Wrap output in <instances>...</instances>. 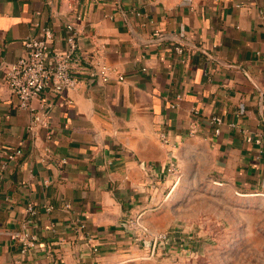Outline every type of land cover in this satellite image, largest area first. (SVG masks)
Listing matches in <instances>:
<instances>
[{
	"label": "crops",
	"instance_id": "crops-1",
	"mask_svg": "<svg viewBox=\"0 0 264 264\" xmlns=\"http://www.w3.org/2000/svg\"><path fill=\"white\" fill-rule=\"evenodd\" d=\"M68 24L77 85L19 107L5 66L38 25L64 49ZM170 159L182 207L204 181L208 204L264 206V0H0V264H152L127 221L167 225ZM28 204L37 244L21 253Z\"/></svg>",
	"mask_w": 264,
	"mask_h": 264
},
{
	"label": "rangeland",
	"instance_id": "rangeland-1",
	"mask_svg": "<svg viewBox=\"0 0 264 264\" xmlns=\"http://www.w3.org/2000/svg\"><path fill=\"white\" fill-rule=\"evenodd\" d=\"M182 179L181 173L176 186L167 187L157 212L164 215L167 225L160 231L150 229L168 233V239L157 244L153 253L150 242H137L146 247L143 260L152 264H264V206L224 207L222 200L208 204L206 201L213 202L207 197H212L213 189L204 181L194 187L185 184L182 207V197L177 201L176 196ZM192 197L200 199L198 213L186 204Z\"/></svg>",
	"mask_w": 264,
	"mask_h": 264
},
{
	"label": "built area",
	"instance_id": "built-area-1",
	"mask_svg": "<svg viewBox=\"0 0 264 264\" xmlns=\"http://www.w3.org/2000/svg\"><path fill=\"white\" fill-rule=\"evenodd\" d=\"M66 28L68 30V35L65 38L66 46L64 49H56L52 47V30L48 26L38 25V34L23 42V54L14 62L5 66V82L16 96L19 107L32 109L31 101L39 96L46 87H52L56 92H59L77 85L78 79L72 69L73 65L79 63V58L75 55L77 47L76 31L71 24H68ZM174 49L176 52H182L179 46L174 47ZM108 71L107 66H102L98 71L102 80L108 79ZM118 78L122 79L123 77L119 75ZM174 104L171 103V106ZM194 112L197 113L196 110ZM42 122L43 119L40 116H33L32 125ZM207 122L213 127L215 134L220 132V125L222 124L220 117L211 116L207 119ZM160 139L164 144L169 143L164 134L160 135ZM18 154H20V150L17 149L9 154V158H14ZM163 173L170 177L169 188L171 185L176 186L181 172L174 160L170 159L167 162ZM25 213L28 219L23 221L22 229L11 235L18 242L21 253L27 252L37 244L36 237L28 228V223L31 217L36 214V210L33 205L28 204ZM141 218V214L131 217L127 221V227L132 233L134 241L140 243L150 242L153 253L157 244L168 239V233L151 231L143 225ZM83 226V224H80L81 228Z\"/></svg>",
	"mask_w": 264,
	"mask_h": 264
}]
</instances>
